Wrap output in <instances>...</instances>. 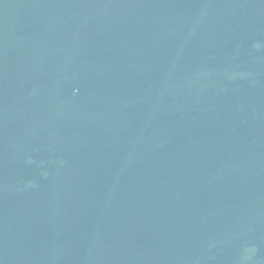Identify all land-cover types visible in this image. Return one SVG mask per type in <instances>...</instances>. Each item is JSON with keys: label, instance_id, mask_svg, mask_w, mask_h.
Masks as SVG:
<instances>
[{"label": "water", "instance_id": "water-1", "mask_svg": "<svg viewBox=\"0 0 264 264\" xmlns=\"http://www.w3.org/2000/svg\"><path fill=\"white\" fill-rule=\"evenodd\" d=\"M0 264H264V0H0Z\"/></svg>", "mask_w": 264, "mask_h": 264}]
</instances>
